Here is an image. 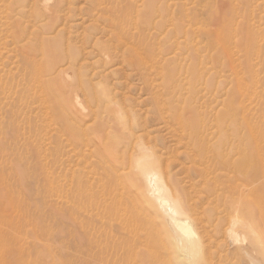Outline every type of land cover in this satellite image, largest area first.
<instances>
[{
    "label": "rangeland",
    "instance_id": "374dc122",
    "mask_svg": "<svg viewBox=\"0 0 264 264\" xmlns=\"http://www.w3.org/2000/svg\"><path fill=\"white\" fill-rule=\"evenodd\" d=\"M63 98L87 111L120 107L144 137L140 154L116 152L147 165L134 167L139 186L125 189V205L108 201L110 190L89 191L98 205L107 200L98 217L75 187L79 170L98 166L72 155L73 132L55 119ZM187 107L205 115L210 144L225 138L224 157L205 160L180 140ZM101 111L82 128L119 124ZM255 145L258 158L248 156ZM263 146L264 0H0V264H179L167 213L146 191L149 172L201 237L208 263L197 264H264V223L233 211L264 203ZM235 215L253 227L239 225L232 244L224 230Z\"/></svg>",
    "mask_w": 264,
    "mask_h": 264
},
{
    "label": "bare ground",
    "instance_id": "6f19581e",
    "mask_svg": "<svg viewBox=\"0 0 264 264\" xmlns=\"http://www.w3.org/2000/svg\"><path fill=\"white\" fill-rule=\"evenodd\" d=\"M45 2L47 3V1H43L44 9H45V7L47 8ZM47 4H49V2ZM220 7L218 6V9H220V11H221L224 7L222 5ZM47 10H49V9L47 8ZM45 13H46V11H45ZM47 13H49V12H47ZM46 15H48V14H46ZM251 47L249 49L252 50ZM210 59H211V57H210ZM58 72H59L60 75H65V71H63V70H59ZM55 73L58 74L57 72H55ZM252 76L254 77V75H252ZM236 77H238V75ZM60 78H62V77H60ZM238 80L240 81V79H238ZM192 85H194V84H192ZM240 85H242V84L240 83ZM243 91H242V93H243ZM243 95L245 97L244 93H243ZM243 98H241V99H243ZM242 101H241V103L243 105L244 102H242ZM250 102H252V100H250ZM58 103L60 104L61 107L59 106L58 111H57V113L55 115L56 116L55 119H56V121H58V123H61L63 125V131L62 132L64 134L66 133V136L69 135L71 132H73V134L71 133L69 135V136L72 135L71 136V140L74 141L73 143L71 142V144H73V145L75 144V147L72 150L73 151L72 155H76L77 157H79V161L82 160V161H84L86 163L87 162L93 163V164L97 165L98 168L100 169V172L96 171V169H98V168H96L95 170H92L93 169L92 167H91L92 169L90 171H86V172L84 171L83 168L82 169H83L84 172H82V170H79L81 172V174H83V177L85 176V181L83 180L84 183H82L80 176L79 177L76 176L77 179L75 180L76 181L75 187H76V191H79V193H78L79 197H84L85 199L89 200L88 201L89 210L88 211L85 210V211L87 212V214L92 211L91 214H94L95 217H98V216H100V213H102L103 211L106 212L107 207H106L105 202L107 200L108 201L111 200V202H117L118 204H120V206H122L121 203H124V205H125V202H126L125 199H127V194L125 192V189L126 188H130L131 189V188H134V187L136 189H138V186H139V185H137V177H136L137 173H135V171L137 169L134 171V169H135L134 167H136L138 164H139V166H142V167L147 166V165L146 164L144 165V163L141 164V163H139V161L137 162L136 158L134 159L132 157V155L128 156L129 157L128 160H125L124 158H119L120 156L117 158L116 157V152H118V150H124V151H128V152L129 151L134 152L135 150H138V153H139V150H144V151L147 150L145 148V146L142 145V144H144V143H142L143 142L142 139L144 138V137H142L143 134H142V136H139L140 134L137 135V133H133L130 130V125H129V122H130L129 119L130 118L129 119H125L127 111H124L120 107H115V105H114V107L113 106L112 107H94V108L88 107V111H87V109H82L81 106L79 107L80 103L78 102L77 98H74V104L71 105L73 107H71V106L70 107H66L67 102L64 100V98L60 99V101ZM193 108L194 107H187V109L184 108L182 116L181 115L179 116V123H180V125L182 127L181 130H183L182 131L183 132L182 137H179V138H181L180 140H182V141L185 140L187 142L188 147H190L192 153L193 154L195 153V155H198V156H202L205 160L206 159L208 160V158H209L208 156L209 155L210 156L220 157V158L224 157L223 151L226 150L224 148L225 138L222 137L223 139H221L216 144H212V143L210 144L209 143V136H211L210 135L211 127H210L209 124H207L208 122L205 120V118H203L205 115L203 117L199 118V119H197V116H195V117L192 116V114L193 115L199 114V112H197V111H196L197 113L196 112L194 113V109ZM103 109L106 110L107 114L114 115L118 119V123L119 124H117L116 122H114V124H112V125H109L108 122L98 123L97 126H95V128L93 130L91 129L90 131L87 129L88 126L86 128L84 127V129L82 128V126L86 125V123L89 122V121L86 122L87 120H89V119L92 120L93 119L95 121L100 116V114L103 113L101 111ZM245 111H247V110H245ZM201 112H203V111L201 110L200 113ZM165 113H167V112H165ZM161 114H162V111H161ZM242 114H244V113H242ZM190 115H191V117H190ZM226 115L229 118L228 120H231L233 118L232 115L234 116V113L233 114L227 113ZM226 115H225V117H226ZM247 115L248 114H246L245 117ZM183 116H184V118L182 119ZM261 117H263V116H261ZM261 117H259V118H261ZM249 119L251 120V118H249ZM226 122H227V120L220 118V123L224 124ZM89 123H91V122H89ZM176 123H177V121H176ZM213 124H215V123H213ZM216 128H218V127H216ZM104 131L105 132L107 131V132L105 133ZM179 134H180V132H179ZM221 134H223V133H221ZM254 134H255V132H254ZM145 137H146V135H145ZM69 140H66V142H69ZM214 140H215V138H214ZM260 142L262 143L263 141H260ZM89 143L91 145H89ZM71 144H68V145L71 146ZM254 144H255V142H254ZM79 146L80 147H87V149L84 148V151H83V149L81 148L82 150H80ZM256 147H257L256 145L250 147V154L248 156H250V157L254 156V157H257V158L260 157L259 156V148L258 147L256 148ZM68 148H70V147H68ZM228 150H230V149H228ZM68 151H69V149H68ZM135 152H134V154H135ZM122 154L123 153H121V155ZM139 154H138V156H139ZM195 155H193V157ZM225 156H227V154ZM68 158H69L68 160H70V155L68 156ZM152 158H153V160H152L153 163H155L157 166L162 164V159H160L159 156H157L155 153L153 154ZM86 163L85 164L83 163V164L86 165ZM91 166H92V164H91ZM246 166L249 169H251V171H253V168H254V171H256V169H255V167H253V164H252L251 161L248 162L246 164ZM85 167H87V165ZM89 168H90V166H89ZM125 170L128 171L127 174H131L132 180L131 179H127L128 181L125 180V176H127V175L125 173L124 174L122 173ZM72 174H74L73 171H72ZM255 175H256L255 177H258L257 176L258 173H255ZM82 179H84V178H82ZM144 180H145V184H146V187H147L146 191L148 192V194L150 196H152L155 199V201L158 204V206L162 207V209L164 208L165 212L167 213L166 216H165L166 217L165 221H166L167 226L170 228V230L172 232V238H171V244L173 246V252L172 253L175 255V257H176L175 259H176L177 263H179V264H181V263L197 264V262L199 260L202 262L203 261V259L201 260V258H202V248H203L202 239L197 234V231L195 230V227H194L192 221L190 220V218L178 216V214H177L176 210L174 209L172 203L164 195V185H165V183H164V185L161 184L160 181L156 178L155 173H150V172L146 173L145 176H144ZM83 187H88V188L85 189ZM96 187H97V189H100L98 191H101V192H97V193L100 194L101 197L105 196L104 192H108V190H110V192L108 193V199L106 201H104V199L102 198V200H101L99 205L97 204V202H96V200L94 198L95 196L92 193H89V191L92 190V188H96ZM111 191H113L112 194H111ZM94 194L96 195V193H94ZM138 197H140V196H138ZM139 199H141V198H139ZM141 202H142V200H141ZM103 204H104V206H103ZM127 205H130V203H128ZM181 205H183V204H181ZM233 205H235V204H233ZM145 207H147V206H145ZM84 209H85V207H84ZM124 209H125V207H124ZM241 209L244 210V211L247 210V212H249V214H251V216L253 217L252 223H255L256 225H257V223H258V225H259V223H264V203L263 202H261L260 207L251 206L249 208L246 207V206L243 207V206H241V204L237 205V203H236V206L234 207L233 211H235V213L238 215V214H240V212H242ZM145 215H147V214L145 213ZM148 215H151V214H148ZM237 215H235L233 217H229V219H228L229 226H228L227 229L224 230V232H226L228 237L231 239L232 244L236 243V241H237V235L238 234L236 233L235 229L238 228L239 225L240 226L242 224L244 225V222L241 221L240 217L237 216ZM149 217H151V216H149ZM142 220H141V222H142ZM146 221L148 222L149 220L147 219ZM146 221H144V222H146ZM74 223H76V222H74ZM252 223L246 224V225H244V227H250V226L253 227ZM160 227H161V225H160ZM158 230H159V227H158ZM97 232H99V230ZM67 234H68V232H67ZM89 234H91V233H89ZM161 234H158L159 237H160ZM204 236L205 235H203V238H204ZM257 245H258V243H256V245L251 243L246 248H241V250L247 256H249L248 249H251L252 247H256ZM261 245H263V243H261ZM223 247H224V245H223ZM205 262H207V261L205 260ZM209 264H213V263H209ZM251 264H261V263H259L258 261L253 260V258H252Z\"/></svg>",
    "mask_w": 264,
    "mask_h": 264
}]
</instances>
